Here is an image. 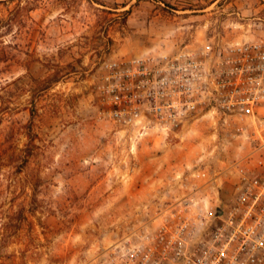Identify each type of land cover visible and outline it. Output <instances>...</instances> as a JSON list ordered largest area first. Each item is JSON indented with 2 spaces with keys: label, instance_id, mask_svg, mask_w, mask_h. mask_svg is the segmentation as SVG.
<instances>
[{
  "label": "rangeland",
  "instance_id": "rangeland-1",
  "mask_svg": "<svg viewBox=\"0 0 264 264\" xmlns=\"http://www.w3.org/2000/svg\"><path fill=\"white\" fill-rule=\"evenodd\" d=\"M212 36L264 41V0H0V264H98L166 202L231 195L237 125L138 137L96 90L110 61Z\"/></svg>",
  "mask_w": 264,
  "mask_h": 264
},
{
  "label": "built area",
  "instance_id": "built-area-1",
  "mask_svg": "<svg viewBox=\"0 0 264 264\" xmlns=\"http://www.w3.org/2000/svg\"><path fill=\"white\" fill-rule=\"evenodd\" d=\"M120 127L169 137L203 119L237 125L249 151L220 200L198 190L165 203L152 232L109 247L98 264H264V41L215 37L171 54L118 58L96 87Z\"/></svg>",
  "mask_w": 264,
  "mask_h": 264
}]
</instances>
